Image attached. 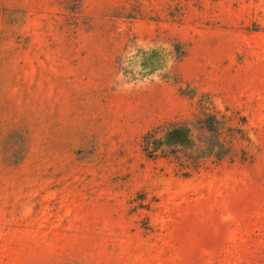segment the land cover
<instances>
[{
  "label": "rangeland",
  "instance_id": "374dc122",
  "mask_svg": "<svg viewBox=\"0 0 264 264\" xmlns=\"http://www.w3.org/2000/svg\"><path fill=\"white\" fill-rule=\"evenodd\" d=\"M0 264H264V0H0Z\"/></svg>",
  "mask_w": 264,
  "mask_h": 264
}]
</instances>
